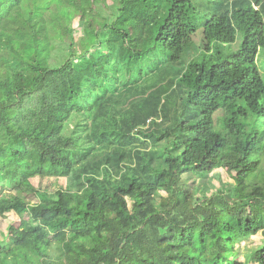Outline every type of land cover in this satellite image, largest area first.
I'll return each instance as SVG.
<instances>
[{"label":"trees","instance_id":"1","mask_svg":"<svg viewBox=\"0 0 264 264\" xmlns=\"http://www.w3.org/2000/svg\"><path fill=\"white\" fill-rule=\"evenodd\" d=\"M156 1L103 39L106 0H0V216L25 223L28 264H264V0ZM37 23L43 67L13 36Z\"/></svg>","mask_w":264,"mask_h":264},{"label":"rangeland","instance_id":"2","mask_svg":"<svg viewBox=\"0 0 264 264\" xmlns=\"http://www.w3.org/2000/svg\"><path fill=\"white\" fill-rule=\"evenodd\" d=\"M156 3V0H106L107 14L105 17L109 18L108 21L109 24H112V27L108 33L104 32L100 35V37L103 39L119 38L122 32L127 29L131 30L133 33L141 32L143 30L144 19L148 18L151 13L154 12V6ZM13 36L15 38L19 37L24 41L22 51L25 55L37 56V64L40 67L45 66L48 58L47 48L50 42L56 38L53 32L47 33L44 30V27L40 23H37L33 28L22 26L19 32H13ZM94 44H96L94 36H89L80 47V50H86ZM240 44L241 37L238 36L235 44H233L231 46L232 48H230L237 49ZM91 54L92 57L99 62L106 60V54L101 48L96 51H91ZM256 65L262 79L264 80L263 49L259 50ZM212 176L213 185L216 188H219L220 185L223 184L232 194L235 192L236 187L243 183L242 175L232 169L226 168L223 165L216 168L211 177ZM214 176L219 177V179L214 178ZM31 183L34 187L41 186L43 189L54 192L60 187L65 186V179H50L44 181L34 179ZM34 200L35 199H33V201ZM248 213L251 215H258L257 211H248ZM24 228L25 223L15 214L10 213L0 216V252L5 250L3 243L7 241L21 246L20 252L12 256L9 264H28V262L33 260V248L24 241ZM211 240L209 241L210 244L212 242ZM261 242V236L257 235L252 239L249 246H247L245 250L259 246L261 245ZM55 246L57 247V245ZM67 247L68 244L63 245L62 248L66 249ZM240 260L246 264H255L243 256H240Z\"/></svg>","mask_w":264,"mask_h":264}]
</instances>
